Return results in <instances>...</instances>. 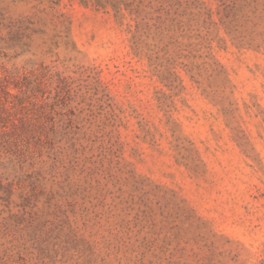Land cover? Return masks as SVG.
Masks as SVG:
<instances>
[{
	"label": "rangeland",
	"instance_id": "obj_1",
	"mask_svg": "<svg viewBox=\"0 0 264 264\" xmlns=\"http://www.w3.org/2000/svg\"><path fill=\"white\" fill-rule=\"evenodd\" d=\"M0 264H264V0H0Z\"/></svg>",
	"mask_w": 264,
	"mask_h": 264
}]
</instances>
